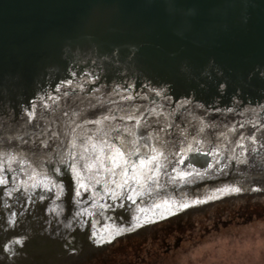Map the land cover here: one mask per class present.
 <instances>
[{
    "label": "water",
    "instance_id": "water-1",
    "mask_svg": "<svg viewBox=\"0 0 264 264\" xmlns=\"http://www.w3.org/2000/svg\"><path fill=\"white\" fill-rule=\"evenodd\" d=\"M258 200L264 0H0V264H122Z\"/></svg>",
    "mask_w": 264,
    "mask_h": 264
},
{
    "label": "rangeland",
    "instance_id": "rangeland-1",
    "mask_svg": "<svg viewBox=\"0 0 264 264\" xmlns=\"http://www.w3.org/2000/svg\"><path fill=\"white\" fill-rule=\"evenodd\" d=\"M122 264H264V201L258 208L217 204L132 242Z\"/></svg>",
    "mask_w": 264,
    "mask_h": 264
},
{
    "label": "snow or ice",
    "instance_id": "snow-or-ice-1",
    "mask_svg": "<svg viewBox=\"0 0 264 264\" xmlns=\"http://www.w3.org/2000/svg\"><path fill=\"white\" fill-rule=\"evenodd\" d=\"M69 85L72 83V81L67 82ZM59 91V89H57ZM129 99H131L129 97ZM107 119V117H105ZM129 119H132L131 116H129ZM140 121L137 120V124H139ZM112 151L110 154L106 157V160L108 163H110L111 168L110 171L115 174L117 170H119L120 174L125 178L123 180V185H127L129 183L127 177L131 173H135L137 169H148L151 175L148 176V179L155 181L157 178L154 174V171L152 168H149V165L155 166V171H160V165L157 163V157L155 155H151L150 157H143L141 154L137 153L136 158L134 160H129L125 157V153L120 150L119 147H116L115 141L112 144ZM100 159V158H98ZM181 164H183V160L179 161ZM105 164L103 160L101 161V167H104ZM139 183V181H137ZM121 184H117V187H121ZM83 187V185H81ZM79 195V193H77ZM128 199H132L130 196L127 197ZM16 243H19V241H16Z\"/></svg>",
    "mask_w": 264,
    "mask_h": 264
}]
</instances>
